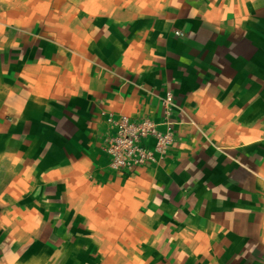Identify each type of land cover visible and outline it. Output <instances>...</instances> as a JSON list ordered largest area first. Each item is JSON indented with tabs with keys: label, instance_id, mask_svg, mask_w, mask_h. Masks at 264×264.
Segmentation results:
<instances>
[{
	"label": "crops",
	"instance_id": "obj_1",
	"mask_svg": "<svg viewBox=\"0 0 264 264\" xmlns=\"http://www.w3.org/2000/svg\"><path fill=\"white\" fill-rule=\"evenodd\" d=\"M121 113L174 132L130 175L103 148ZM57 209L184 213L190 261L264 264V0H0V264L53 249Z\"/></svg>",
	"mask_w": 264,
	"mask_h": 264
},
{
	"label": "rangeland",
	"instance_id": "obj_2",
	"mask_svg": "<svg viewBox=\"0 0 264 264\" xmlns=\"http://www.w3.org/2000/svg\"><path fill=\"white\" fill-rule=\"evenodd\" d=\"M185 168L188 171L191 167L187 164ZM185 202L188 203V200ZM103 216L115 218V221L95 220L92 222L93 228H89L74 217L62 220L61 210L57 209L55 222L58 230L54 233L53 249L39 248L35 251L36 260L29 256L24 259L13 258L4 261V264H203L190 261L191 252L200 251V247L190 244L187 214H181V223L176 228L168 217L166 223L161 222L162 227L156 224L144 228L143 223L135 221L139 218L135 214ZM152 217L160 219L163 215L153 214ZM128 218L134 221H127ZM41 236L45 238V231ZM63 239L69 242L61 244ZM174 239H178L181 244L174 245Z\"/></svg>",
	"mask_w": 264,
	"mask_h": 264
},
{
	"label": "built area",
	"instance_id": "obj_3",
	"mask_svg": "<svg viewBox=\"0 0 264 264\" xmlns=\"http://www.w3.org/2000/svg\"><path fill=\"white\" fill-rule=\"evenodd\" d=\"M173 103L168 93L163 104ZM112 131L104 138L103 148L108 156L109 167L116 172L131 174L142 166L155 162L158 155L163 157L174 142L170 121H163L161 129L153 119L127 113L108 115ZM153 141V143H151Z\"/></svg>",
	"mask_w": 264,
	"mask_h": 264
}]
</instances>
